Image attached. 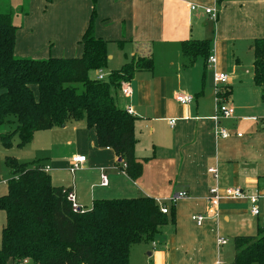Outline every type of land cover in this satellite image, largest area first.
Masks as SVG:
<instances>
[{"label": "crops", "instance_id": "0c3cea01", "mask_svg": "<svg viewBox=\"0 0 264 264\" xmlns=\"http://www.w3.org/2000/svg\"><path fill=\"white\" fill-rule=\"evenodd\" d=\"M10 6L18 26L17 57H81V40L94 11L95 34L108 42L111 71L136 57H153V70L137 71L128 82L130 97L121 89L115 92L118 106H131L135 113V154L143 162L139 178L127 175L113 149L99 146L96 129L86 120L38 131L17 153L18 159L30 161L24 163L48 167L52 184L74 190L85 210L96 200L142 196L173 206L175 220L159 227L152 241L133 245L130 264H226L227 237L252 234L253 224L258 234L264 205L253 216L249 201L223 199L214 217L209 195L216 186L264 192V100L253 71L245 80L239 74L245 56H254V41L264 38V0H10ZM206 8L217 9L218 18ZM188 41H207L219 69L231 76L228 101L235 114L222 120L231 134L227 138L218 136L212 119L213 69L203 57L183 53ZM180 92L192 94L194 101L180 104L175 98ZM170 119H177L174 127ZM75 156L86 161L72 173ZM210 168L218 170L217 178ZM182 191L189 196L172 203ZM195 215L206 219L198 225ZM219 239L227 243L219 245ZM235 254L236 248L228 252L229 263Z\"/></svg>", "mask_w": 264, "mask_h": 264}, {"label": "trees", "instance_id": "16d2710c", "mask_svg": "<svg viewBox=\"0 0 264 264\" xmlns=\"http://www.w3.org/2000/svg\"><path fill=\"white\" fill-rule=\"evenodd\" d=\"M15 11L6 3L0 10V142L24 148L35 133L86 120L95 128L101 148H111L121 168L132 179L142 175L143 162L135 154L136 117L118 106L115 92L140 70H153L151 55L139 56L113 70L107 80L90 73L108 65V42L95 34V11L84 33L81 57L47 59L15 55L18 26ZM253 75L264 100V38L254 41ZM184 54L210 56L207 41L184 42ZM207 64V63H206ZM76 83L83 85L78 91ZM229 99L231 87L221 91ZM15 124L8 132L7 124ZM12 170L7 193L0 196L6 221L2 231L0 264H130L135 244L152 241L158 228L175 220V209L165 214L152 197L96 200L91 210L74 211L68 200L71 189L52 184L44 167L19 163L7 156ZM236 254L230 264H264V227L257 235L234 238Z\"/></svg>", "mask_w": 264, "mask_h": 264}, {"label": "built area", "instance_id": "2783aa9c", "mask_svg": "<svg viewBox=\"0 0 264 264\" xmlns=\"http://www.w3.org/2000/svg\"><path fill=\"white\" fill-rule=\"evenodd\" d=\"M192 10H197L198 6L191 4ZM207 14H210V16L216 20L218 18V10L213 8H206L205 9ZM207 65L209 68L213 69V80L215 83V93H216V110L215 114L212 117V119L217 124V134L218 136L222 138H227L231 134L229 130L222 126V120L224 119H231L234 117L235 114V108L230 104V102L227 99L222 98L221 91L224 87L228 86V83L230 82L231 76L228 72L222 71L218 67V58L215 54H211L207 59ZM97 76L96 79L100 81H105L108 79L109 75L108 73H105L103 69L97 70ZM122 93L126 97H130L132 95V90L128 84V82L123 83L121 87ZM176 100L185 106L190 105L195 97L192 94L180 92L176 95ZM127 113L131 115H135L133 108L131 106H128L126 108ZM255 120V118H252ZM177 119H170L169 124L171 127H174L176 124ZM239 136H242V134H238ZM86 161V156H75L72 158L70 171L73 173L76 170H78L81 167V164H83ZM44 170L47 172L48 167H44ZM210 173H212L216 178L218 177V170L216 168H210ZM5 183V182H4ZM108 179L106 175H102V185H107ZM189 195L187 191L180 192L176 197H174L171 201L172 203H175L180 198H187ZM223 199H230V200H247L250 203V213L253 216H259L262 211V207L264 205V192L263 191H256L252 194L246 193L242 188L240 187H228L226 189H220L218 186L213 187L210 189V195L209 200L212 201V205L214 207V217L219 216V206ZM68 200L71 202L74 211H85L83 207H81L77 201V196L74 190H70L68 192ZM161 210L163 213L168 214L170 212V206H168L165 203H161ZM193 220H195L198 225H201L203 221L206 219L204 215H195L192 217ZM219 245H224L227 243L225 239H219ZM28 261H24V264H27ZM217 264H221L220 262H217Z\"/></svg>", "mask_w": 264, "mask_h": 264}, {"label": "rangeland", "instance_id": "374dc122", "mask_svg": "<svg viewBox=\"0 0 264 264\" xmlns=\"http://www.w3.org/2000/svg\"><path fill=\"white\" fill-rule=\"evenodd\" d=\"M7 1L8 0H0V10L5 11ZM14 23H15V20H14ZM243 61H244L243 69L240 71L239 74H243L244 76L242 77V79L245 80L244 77L246 78V76H249V73L253 71V68H251V64L254 61L253 54L249 52V54L245 56ZM103 71L105 73L110 74L109 72L111 71V68L109 67V63L105 68H103ZM97 73L98 71H92L91 75L95 76V79H96ZM74 86L78 88L79 92L83 90V85L81 83H76L74 84ZM1 92L2 91H0V93ZM13 128H15V124L10 123L4 126L2 130L8 132L9 130H12ZM15 140L17 142L19 140L18 137H16ZM16 142L10 148H6L2 146L0 142V196L7 193V190H8L7 182L12 177V170L5 163L6 157L7 156L15 157L19 163L30 162V161H24L22 158H19V159L17 158V153L21 152L22 150L17 146ZM243 210H245L244 207H243ZM5 221H6L5 211L0 209V249L2 248V231L5 225ZM252 226H253L252 232L254 233L249 234V235L257 234V228L255 227V224H253ZM226 239H228L227 246H225L227 255L225 254V257L223 258V260L226 261V264H230L229 262L231 259H228V252L230 251L233 252L235 250V243H234L233 237L232 238L227 237ZM8 264H13V263L10 261Z\"/></svg>", "mask_w": 264, "mask_h": 264}, {"label": "water", "instance_id": "95a60500", "mask_svg": "<svg viewBox=\"0 0 264 264\" xmlns=\"http://www.w3.org/2000/svg\"><path fill=\"white\" fill-rule=\"evenodd\" d=\"M122 159H120V161H121Z\"/></svg>", "mask_w": 264, "mask_h": 264}]
</instances>
